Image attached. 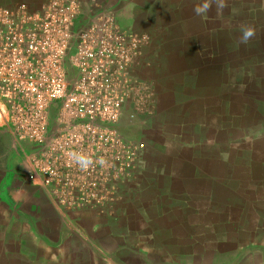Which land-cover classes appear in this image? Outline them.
I'll use <instances>...</instances> for the list:
<instances>
[{"label": "rangeland", "instance_id": "1", "mask_svg": "<svg viewBox=\"0 0 264 264\" xmlns=\"http://www.w3.org/2000/svg\"><path fill=\"white\" fill-rule=\"evenodd\" d=\"M175 3L0 0V145L11 178L74 212L71 225L100 239L101 264L115 226L164 203L160 167L174 134L190 130L172 94L188 43L151 40L188 14ZM73 153L104 163L82 171Z\"/></svg>", "mask_w": 264, "mask_h": 264}, {"label": "crops", "instance_id": "2", "mask_svg": "<svg viewBox=\"0 0 264 264\" xmlns=\"http://www.w3.org/2000/svg\"><path fill=\"white\" fill-rule=\"evenodd\" d=\"M202 2L179 0L188 14L151 33L188 43L172 94L190 130L174 134L160 167L164 203L109 232V264H264V0L197 16ZM242 23L257 33L246 45ZM8 159L1 144L0 264H101L100 239L71 225L74 212L43 187L11 178Z\"/></svg>", "mask_w": 264, "mask_h": 264}, {"label": "clouds", "instance_id": "3", "mask_svg": "<svg viewBox=\"0 0 264 264\" xmlns=\"http://www.w3.org/2000/svg\"><path fill=\"white\" fill-rule=\"evenodd\" d=\"M215 4L217 13H222V11L227 7L226 0H203L202 3H198L194 8L193 12L197 16L206 15ZM240 43L248 44V42L256 37V29L252 25L241 24L240 25ZM74 163L80 168L82 171H87L90 167H92L95 163L103 164V158H98L96 161H93L91 157L85 155L84 153H73L70 154Z\"/></svg>", "mask_w": 264, "mask_h": 264}, {"label": "built area", "instance_id": "4", "mask_svg": "<svg viewBox=\"0 0 264 264\" xmlns=\"http://www.w3.org/2000/svg\"><path fill=\"white\" fill-rule=\"evenodd\" d=\"M32 179V178H31Z\"/></svg>", "mask_w": 264, "mask_h": 264}]
</instances>
